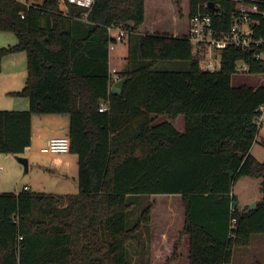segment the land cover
I'll return each mask as SVG.
<instances>
[{
    "label": "trees",
    "instance_id": "16d2710c",
    "mask_svg": "<svg viewBox=\"0 0 264 264\" xmlns=\"http://www.w3.org/2000/svg\"><path fill=\"white\" fill-rule=\"evenodd\" d=\"M58 1L0 0V31L17 37L0 58L25 52L27 63L24 86L10 94L28 99L27 109L0 110V153L30 146L33 114H68L78 192H0V264H132L128 247L149 253L152 196L177 198L189 264H229L234 247L264 234V195L246 212L232 193L240 177L251 176L261 179L264 194V161L251 153L264 82L234 86L231 77L242 60L248 74L264 75V59L230 46L217 70L201 67L188 20L207 10L198 7L207 0L173 1V26L154 31L155 0H95L89 10L67 3V12ZM218 1L225 30L235 3ZM111 25L129 31L119 94L110 84ZM162 61L186 67L157 69ZM179 116L183 132L172 123ZM177 245L163 264L179 256Z\"/></svg>",
    "mask_w": 264,
    "mask_h": 264
},
{
    "label": "rangeland",
    "instance_id": "374dc122",
    "mask_svg": "<svg viewBox=\"0 0 264 264\" xmlns=\"http://www.w3.org/2000/svg\"><path fill=\"white\" fill-rule=\"evenodd\" d=\"M173 1L175 2L176 0H155L157 6L155 10H152L150 17L152 19L154 16V19L157 20L155 25H157L156 28L158 30H166L168 27L173 26V16L175 15ZM37 2H41V0H37ZM186 2L187 0H183V4H187ZM57 4L60 10L67 12V5L65 3L58 1ZM16 43L17 37L14 33L9 31H0V48L12 46ZM109 49L111 67H115L116 70L119 71L121 65L125 62L128 56L127 41L115 42ZM217 55L219 56V54ZM185 67L186 63L183 61H162L157 65V69L163 70L183 69ZM26 77L27 63L25 52L10 53L3 55L0 58V110H18L28 108V106L21 103L25 100V98L10 94V92L18 91L24 86ZM231 82L234 86L246 84L252 87H258L264 82V75L247 74L237 71L232 75ZM39 116L41 117L42 115L34 116V134L37 133V122L40 118ZM60 116L68 117V114ZM166 119V117L162 116L157 120V122H161ZM175 124L177 126H182L183 117H179ZM45 132L46 131H41L39 129V137ZM51 135L60 136V134L57 133ZM262 137H264V129L260 131L251 147V153L260 161H264V144L261 142ZM44 143V141L34 138L32 144L22 154L13 155L10 153H0V182L3 181L5 185L4 189H7L2 190L1 192H14L15 190H20L23 184L28 185L30 187L29 191L31 192L47 191L55 193L59 191L69 194H75L78 192L77 160L67 165L64 163V160L68 154H72L70 152L62 154L42 153L40 148L44 145ZM74 156L76 155L74 154ZM22 158L27 160L26 168L21 161ZM260 180V178L242 176L236 181L234 185V192L239 199V207L242 208L244 205L247 206L255 199L258 201L262 200L264 194L261 190ZM61 186L64 188H61ZM155 199L157 201V205L153 213V226L151 229L152 234L150 240L147 242L149 253L136 254L133 253V250L130 247H128L132 264H141L142 261H145L147 264H163L172 253L173 241H175L177 234L179 235L178 230L180 229V215L176 213V209L178 210L177 198L157 196L154 197V200ZM66 203L67 202L64 201L61 206H64ZM173 205H176V208ZM167 209L170 213L165 216V211ZM137 213L136 209L132 210L131 220L135 219ZM257 238L258 234H255L251 238L253 242L252 250L251 246L247 248L246 246L234 247L233 259L235 261L241 259L242 262L240 264H254L256 260H264V252L259 251L256 254L254 253ZM186 246L187 242L181 245L179 249L181 253H185L187 249ZM181 259L183 261L185 260L184 257H179V261H181ZM185 263L187 264V260Z\"/></svg>",
    "mask_w": 264,
    "mask_h": 264
},
{
    "label": "built area",
    "instance_id": "2783aa9c",
    "mask_svg": "<svg viewBox=\"0 0 264 264\" xmlns=\"http://www.w3.org/2000/svg\"><path fill=\"white\" fill-rule=\"evenodd\" d=\"M62 3H71L87 8L92 7L95 0H59ZM213 1L216 10L208 7V2ZM235 3L236 12L231 16L229 26L223 30V9L217 0H207L199 3L198 9L188 20V40L192 46V53L199 54L200 65L208 71H215L220 66V52L227 47H234L240 50H250L257 60L264 59V0H228ZM107 32L114 41L109 43V48L118 41H127L129 31L118 25L107 27ZM219 54V56L217 55ZM249 72V65L242 61L237 62L236 72ZM116 69H112L109 74L111 86L119 79ZM107 105L101 103L99 111H106ZM261 114L256 118L259 135L264 129V107L260 106ZM42 153H67L69 152L68 136L51 137L46 144L40 148ZM24 184L21 191L28 190ZM235 219H232L233 224ZM226 264V263H225Z\"/></svg>",
    "mask_w": 264,
    "mask_h": 264
},
{
    "label": "crops",
    "instance_id": "0c3cea01",
    "mask_svg": "<svg viewBox=\"0 0 264 264\" xmlns=\"http://www.w3.org/2000/svg\"><path fill=\"white\" fill-rule=\"evenodd\" d=\"M155 10V9H154ZM154 12V11H153ZM156 19H154V16L152 17V20L150 21V31H154L155 30V28L157 27V25H155V23H156ZM24 53V52H23ZM123 64H125V62L123 63ZM122 64V65H123ZM122 65H121V67H122ZM108 66H109V72L112 70V69H116L115 67H111V60H110V49H109V55H108ZM120 67V68H121ZM117 72H119L118 70H116ZM116 75H118L119 76V73H117ZM111 84V83H110ZM24 98V97H23ZM22 104H25L26 106H28V100H27V98H25V100L24 101H22L21 102ZM107 105V104H106ZM35 115H42L39 119H38V122H37V125H38V129H37V133H35L34 134V131H33V121H34V116ZM44 115V116H43ZM47 115H52V116H47ZM56 115V116H55ZM59 115V116H58ZM60 115H63V114H33L32 115V118H31V144H32V142H33V139L34 138H37V139H40V140H42V141H44L45 143H44V145L46 144V141L49 139V138H51V137H59V136H52L51 134H60V136H68V125H69V116L68 117H66V116H60ZM179 117H181V116H179ZM179 117L175 120V121H173L172 123H173V125H174V127L179 131V132H183L184 131V121H183V125L182 126H177L176 124H175V122L179 119ZM45 119V120H44ZM39 129L42 131V130H44V131H46L44 134L42 133L41 135L42 136H40L39 137V135H38V132H39ZM37 134V135H36ZM44 135V136H43ZM30 144V145H31ZM43 145V146H44ZM42 146V147H43ZM29 148V147H28ZM27 148V149H28ZM26 149V150H27ZM25 150V151H26ZM68 153V152H67ZM254 157H256V156H254ZM257 158V157H256ZM258 159V158H257ZM77 160V158H76V156H74V154H68V156L66 157V159L64 160V163L65 164H67V165H69V164H71L72 162H75ZM259 160V159H258ZM0 170H1V168H0ZM256 178V177H255ZM260 182H261V180H260ZM24 185V184H23ZM235 185V184H234ZM4 182L3 181H1L0 182V192L2 191V190H7V189H4ZM28 186V185H27ZM28 190H30V187L28 186ZM59 188V187H58ZM61 188H64V187H62L61 186ZM21 191V189L20 190H15L14 192H20ZM44 192H47V191H43V193ZM47 193H50V192H47ZM232 193L236 196V193L234 192V186H233V190H232ZM52 194H69V193H63V192H59V191H57V192H55V193H52ZM73 194V193H72ZM171 197V196H170ZM237 197V196H236ZM152 199H154V196H152L151 197ZM263 198V197H262ZM237 200L239 201V199H238V197H237ZM255 201L256 202H258V200L257 199H255ZM239 206V205H238ZM245 206V205H244ZM241 208V207H240ZM166 212H167V215H168V213H170V212H168V210H166ZM180 230V229H179ZM178 230V231H179ZM151 234H152V232H150V235H149V238L147 239V242L150 240V237H151ZM252 236H254V235H252ZM252 238V237H251ZM176 242H178V245H177V252H178V257L176 258V259H174L170 264H186L185 262H186V260H187V264H189L188 263V259H187V256H188V242H189V238H188V236L187 235H185V234H183V235H178L177 234V236H176V239H175V241H173V244H172V251H173V246H174V244L176 243ZM187 242V246H186V251H185V253H181L180 252V247H181V245H183V243H186ZM249 246H251V250H252V247H253V242H252V239L250 240V244L248 245V246H246V248L247 247H249ZM255 249H254V253L256 254V253H258L259 251L260 252H264V234H258V238L256 239V242H255ZM239 247H245V246H239ZM233 250H234V248H233ZM172 254V253H171ZM171 254H170V256H171ZM169 256V257H170ZM179 257H184L185 258V260L183 261L182 259H181V261H179ZM258 260H256L255 261V263L254 264H256V262H257ZM242 262V260L241 259H239L238 261H235L234 259H233V251H232V257H231V262L229 263V264H240ZM258 262H260L261 264H264V260H260V261H258ZM253 264V263H252Z\"/></svg>",
    "mask_w": 264,
    "mask_h": 264
},
{
    "label": "water",
    "instance_id": "95a60500",
    "mask_svg": "<svg viewBox=\"0 0 264 264\" xmlns=\"http://www.w3.org/2000/svg\"><path fill=\"white\" fill-rule=\"evenodd\" d=\"M208 7L212 10H216V6L214 4L213 1H209L208 2ZM131 22L128 21L127 24L129 25ZM128 68V66L126 64H123L121 69L122 70H126ZM125 77H121L119 78L116 82H114V84L112 85V92L116 93V94H119L120 93V90H121V87L123 85V83L125 82ZM261 142L264 144V137H262L261 139ZM21 161L23 162L25 168L27 167V160L25 158H22ZM256 204L257 202L255 200L251 201L248 205H247V208H246V212H248L249 210H252L256 207Z\"/></svg>",
    "mask_w": 264,
    "mask_h": 264
}]
</instances>
